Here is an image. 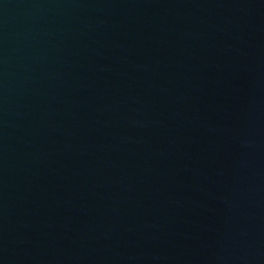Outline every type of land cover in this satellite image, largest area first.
<instances>
[{
  "label": "water",
  "instance_id": "1",
  "mask_svg": "<svg viewBox=\"0 0 264 264\" xmlns=\"http://www.w3.org/2000/svg\"><path fill=\"white\" fill-rule=\"evenodd\" d=\"M0 264H264V0H0Z\"/></svg>",
  "mask_w": 264,
  "mask_h": 264
}]
</instances>
